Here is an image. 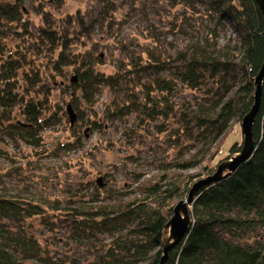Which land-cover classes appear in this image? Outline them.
I'll use <instances>...</instances> for the list:
<instances>
[{
  "label": "trees",
  "instance_id": "obj_1",
  "mask_svg": "<svg viewBox=\"0 0 264 264\" xmlns=\"http://www.w3.org/2000/svg\"><path fill=\"white\" fill-rule=\"evenodd\" d=\"M98 1L106 25L113 15V0ZM182 2L187 7L200 2L217 23H230L237 35L236 41L231 44L230 39L219 45L216 26L211 27L202 42L189 44L188 54L179 52L180 62L170 79H158V70L152 68L157 64L142 52L140 58L132 57L127 62L124 72L148 70L152 80L149 84L125 86L120 81L122 71L100 67V55L95 60L86 57L87 50L65 53L77 41L62 25L75 26L86 36L89 25L81 16L74 18L67 14L62 21L54 19L47 25V11L42 9L43 25L33 33L28 29L30 20L23 1H0V144H7L9 139L39 146L41 131L60 118L53 90L62 83L48 84L47 78L42 77V66L27 49H22L25 41L37 37L36 42L48 44L46 40H49L51 47L60 49L48 76L54 78L62 65H70V72L74 73L70 78L72 83L68 84L76 91L68 102L75 113L74 121L89 124L91 129L101 125L94 109L89 113L80 108L81 103L94 108L95 97L101 90L110 95L105 101L110 114H126L130 110L146 121L160 116L164 125L177 109L175 120L179 132L194 130L195 138L202 145L192 158L175 162V166L194 168L208 154L210 165H204L202 173L204 176L212 173L221 160L214 156L212 147L226 135L232 121L240 122L253 104L254 77L264 58V26L254 0H178ZM9 32L18 41L25 39L15 43L16 49L6 42ZM209 80L215 87L207 89V94L211 93L210 101L208 98L194 105L169 100L177 82L196 91ZM136 88L142 92L140 99L134 96ZM121 94L125 96L120 98ZM125 97L128 100L123 101ZM64 116H68L67 111ZM179 132L173 136L174 140ZM252 137L254 144L248 158L220 181L196 191L189 205L191 223L169 251L166 264H264V76ZM240 149L241 142L237 139L226 151L235 154ZM199 174L172 172L160 174L155 181L141 182L142 199L65 208L63 213L77 235L92 230L107 234L108 242L103 244L101 252L94 260L82 264H159L165 223L172 214L170 201L184 198L190 185L200 178ZM149 197L154 199L149 202ZM45 210L41 204L22 195H0V264H77L54 256L46 240L31 230L35 217L46 219Z\"/></svg>",
  "mask_w": 264,
  "mask_h": 264
},
{
  "label": "rangeland",
  "instance_id": "obj_2",
  "mask_svg": "<svg viewBox=\"0 0 264 264\" xmlns=\"http://www.w3.org/2000/svg\"><path fill=\"white\" fill-rule=\"evenodd\" d=\"M20 1H23L30 20L28 29L33 33L43 25L40 17L42 9L47 11V25L53 23L54 19L62 21L67 14L74 18L81 16L89 25L86 36L80 34L75 26L62 25V29H67L69 35L77 38V42H73L65 53L70 54L76 49L87 50L89 54L86 57L95 60L96 55H100V67H115L122 71L120 81L125 86L149 84L152 80L148 70L124 72L127 62L132 61V57L140 58L142 52H146L151 62L157 64L152 68L158 70V79H170L180 62L179 52L188 54L189 44L202 42L211 27L216 26L219 45L226 44L230 39L233 44L237 37L230 23H217L216 18L207 15L206 7L200 2L187 7L178 0H113V15L105 25L104 12L98 0ZM9 33L6 42L12 44L10 48L16 49L18 39ZM37 40L36 37L32 41H25V49H22H27L42 66V77L47 78L45 81L48 84L52 85L53 81L62 83L61 87L53 90V100L59 106L60 118L41 131L42 143L39 146L9 139H6L7 144H0V195L9 197L18 194L41 204L46 209V219L35 217L32 220L30 226L33 233L46 240L54 256L82 264L94 260L101 252L103 244L108 242L107 234L92 230L77 235L63 213L65 208L89 207L94 202L142 199L141 182L155 181L160 174L169 175L172 172L200 173L199 177H202L203 166L210 165V161L207 154L194 168L175 166V162L192 158L202 145L195 138L194 130L179 132V124L175 120L177 109H174L172 119L164 125L160 116L146 121L130 110L126 114H110L105 107L110 95L106 90H101L95 97L94 108L83 103L80 105L89 113L94 109L101 125L91 129L86 123L74 121L72 124L69 116H64V111L70 97L76 92L68 85L72 83L70 78L74 73L70 72V65H62L54 78L48 76L60 49L51 47L49 40H46L48 44H40ZM211 86L215 88L209 80L194 91L177 82L169 100L198 105L209 98L211 93L207 94V89ZM133 92L135 97L141 98L139 89ZM124 96L121 94L120 98ZM125 100L128 98H123ZM169 109L173 111L172 106ZM238 125L239 122L233 120L226 135L212 147L215 157L222 159L234 154L226 149L234 140L241 141ZM178 132L180 134L174 140L173 136ZM97 178H101L100 184ZM153 199L149 197V202ZM177 200L173 199L170 204L174 205Z\"/></svg>",
  "mask_w": 264,
  "mask_h": 264
},
{
  "label": "water",
  "instance_id": "obj_3",
  "mask_svg": "<svg viewBox=\"0 0 264 264\" xmlns=\"http://www.w3.org/2000/svg\"><path fill=\"white\" fill-rule=\"evenodd\" d=\"M260 9L262 15V22L264 26V0H254ZM264 76V58L262 64L254 77L255 92L253 94V104L251 105L249 111L241 118L239 122L241 130V149L235 154L229 155L227 158H222L216 165L214 171L205 176H202L195 180L189 187L186 196L178 200L172 206V214L165 223L166 233L162 241V253L160 256L159 264H166L169 251L175 246V244L183 237L184 233L187 231L188 226L191 223V217L189 214V205L193 199L196 191L202 186L218 182L226 175L232 173L240 164L243 162L253 149V137H252V127L254 123V116L257 113L260 103V92L262 86V78ZM74 80V78L72 79ZM66 111L69 116L70 122L75 120V113L70 105L66 104ZM97 183H101V178H97Z\"/></svg>",
  "mask_w": 264,
  "mask_h": 264
}]
</instances>
